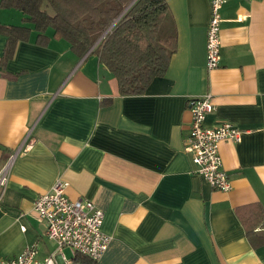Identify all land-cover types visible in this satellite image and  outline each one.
I'll return each instance as SVG.
<instances>
[{
  "label": "crops",
  "instance_id": "crops-1",
  "mask_svg": "<svg viewBox=\"0 0 264 264\" xmlns=\"http://www.w3.org/2000/svg\"><path fill=\"white\" fill-rule=\"evenodd\" d=\"M166 2L158 34L175 35V51L129 94L91 50L78 56L50 28L40 43L20 11L0 6V25L30 27L9 58L0 31V167L23 145L0 202V260L56 250L33 203L59 179L70 199L103 210L111 238L97 261L64 246L55 264H264V0H225L212 69L209 0ZM203 95L214 106L205 125L242 130L219 145L226 191L195 173L183 148L188 101Z\"/></svg>",
  "mask_w": 264,
  "mask_h": 264
},
{
  "label": "trees",
  "instance_id": "trees-1",
  "mask_svg": "<svg viewBox=\"0 0 264 264\" xmlns=\"http://www.w3.org/2000/svg\"><path fill=\"white\" fill-rule=\"evenodd\" d=\"M0 6L20 11L40 43L47 41L50 28L78 56L91 50L123 94L141 91L152 76L163 73L176 48L175 35L158 34L166 0H0ZM0 31L7 36L9 58L17 41L28 38L30 27L1 24Z\"/></svg>",
  "mask_w": 264,
  "mask_h": 264
},
{
  "label": "built area",
  "instance_id": "built-area-1",
  "mask_svg": "<svg viewBox=\"0 0 264 264\" xmlns=\"http://www.w3.org/2000/svg\"><path fill=\"white\" fill-rule=\"evenodd\" d=\"M224 2L225 0H209L205 46L206 66L209 69L216 67L220 58V11ZM188 107L190 123L183 148L191 156L193 170L212 188L229 190L231 180L223 166L219 145L223 140L239 141L242 130L229 121L213 126L204 124L206 114L214 108L209 95L190 98ZM22 148L20 143L0 167V202L12 165ZM25 148H28V144ZM66 184L62 180H56L51 189L38 195L33 203V210L44 222L47 237L55 241L56 250L43 259H37L36 248L27 246L19 254L1 259L0 264H55V255H62L61 248L64 246L74 255L81 254L92 261L99 260L111 238L101 229L104 212L86 198L70 199L65 192ZM69 263L70 261L65 262Z\"/></svg>",
  "mask_w": 264,
  "mask_h": 264
},
{
  "label": "rangeland",
  "instance_id": "rangeland-1",
  "mask_svg": "<svg viewBox=\"0 0 264 264\" xmlns=\"http://www.w3.org/2000/svg\"><path fill=\"white\" fill-rule=\"evenodd\" d=\"M25 24L29 25V23H25ZM66 247H67V246H66Z\"/></svg>",
  "mask_w": 264,
  "mask_h": 264
}]
</instances>
